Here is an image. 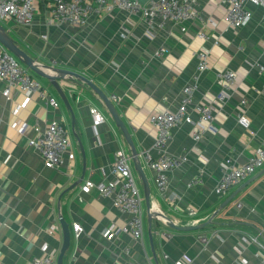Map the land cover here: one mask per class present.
Segmentation results:
<instances>
[{"label":"crops","instance_id":"crops-1","mask_svg":"<svg viewBox=\"0 0 264 264\" xmlns=\"http://www.w3.org/2000/svg\"><path fill=\"white\" fill-rule=\"evenodd\" d=\"M36 1L31 24H0L50 72L67 69L95 82L116 104L139 152L151 149L155 157L159 155L158 129L149 119L158 110L178 108L184 87L198 71V52L203 48L210 50L208 68L193 91L190 113L197 120L200 105L218 103L219 109L213 120L216 129L198 141L194 124L182 121L173 127L166 151L186 160L170 172L164 193L157 187L154 170L139 155L150 187L149 208L145 184L133 162L144 197V237L137 240L127 233L110 237L107 229L124 225L128 214L97 188L84 192L82 186L86 180H112L116 151L123 147L132 153V147L103 99L87 82L69 74L59 82L72 110L51 80L35 72L59 107L48 105L37 93L24 104L26 96L20 89L13 88L6 96L5 84L0 82V264H33L45 253L53 254L57 264H142L148 258L155 264H177L185 255L191 264H264V167L227 195L214 191L226 158L244 163L264 143V71L256 65L264 64V7L249 4L253 17L235 28L227 21L222 0H196L202 20L168 21L164 31L151 37L140 14L119 8L111 13L94 11L85 27L50 25L53 0ZM201 30L210 39L200 38ZM161 48L166 52L158 53ZM227 69L236 72L237 81L229 100L221 104L217 96L223 82L218 73ZM17 106H21L18 114ZM91 107L107 118L97 129ZM240 113L250 119L249 128L239 124ZM17 119L27 124L22 132L13 125ZM53 120L67 125L75 153L73 159L66 153L58 168L47 167L29 145L37 128L44 130ZM238 189L236 197L221 208ZM216 210L213 222L201 229L170 225L201 224ZM74 222L84 227L79 237ZM65 223L71 239L59 262L68 238ZM212 230L219 233L203 244L199 235Z\"/></svg>","mask_w":264,"mask_h":264},{"label":"built area","instance_id":"built-area-1","mask_svg":"<svg viewBox=\"0 0 264 264\" xmlns=\"http://www.w3.org/2000/svg\"><path fill=\"white\" fill-rule=\"evenodd\" d=\"M226 5V18L230 26L240 27L246 24L252 17L253 12L249 4H257L264 7V0H222ZM96 3V6H94ZM196 0H151L148 4L141 0H53L48 24H70L76 27L89 25L94 11L111 13L115 8L126 10L130 14H140L147 26L146 32L149 36H156L165 30L168 21L182 23L187 20H202V14L195 7ZM37 12L36 0H0V22L13 21L20 25H29L33 22ZM182 30H186L182 26ZM125 35V33H123ZM46 37V35H43ZM198 36L204 40L210 39V35L205 31H200ZM217 42V40H216ZM161 48L158 53H165ZM210 50L203 48L198 52V71L193 76V81L188 83L184 89V95L176 110H158L149 119V122L158 129L155 147L159 149V155L154 156L151 149H145L139 153L147 164L155 172V180L159 191L164 193L169 185L170 172L179 166L186 156L177 157L166 151L168 141L172 138V129L182 121L194 124V139L200 140L209 130H215L213 120L215 113L219 109L218 103L199 106V117L193 119L190 113V106L193 102V91L197 88L200 74L208 68V58ZM258 69L264 71V64L256 63ZM59 72V71H58ZM57 72V73H58ZM222 79L223 89L218 94V102L224 104L231 97V91L236 84L237 74L234 70L227 69L218 73ZM0 82L5 84L4 93L9 96L13 88L20 89L26 96V104L31 96L39 94L46 103L52 107H59V101L51 96L50 92L34 76L33 70L20 61L9 49L0 42ZM257 90V89H256ZM112 99L118 102L119 97L113 94ZM245 101V100H244ZM23 104V105H24ZM21 106H17L15 113L18 114ZM93 126L95 129L107 121L106 116L97 107L90 108ZM239 124L249 128L250 119L244 113H240L237 118ZM14 126L19 127L22 132L27 124L21 119H17ZM29 145L34 147L43 160L44 164L50 168H58L64 162V156L69 154L71 159L75 158V153L71 150V139L69 129L62 120L51 121L44 130L37 128L36 133L29 139ZM113 165L114 178L110 181L94 182L86 180L82 186V191L90 192L92 188H97L104 196L113 200L114 205L121 211L128 214L124 225L113 224L107 229L108 236L112 237L119 233H127L137 240L144 237L143 219V195L137 184L133 170V156L125 148L121 147L116 151ZM264 167V143L258 146L255 153L244 163H237L232 157L226 158L221 163V177L217 181L214 191L218 196L227 195L230 190L241 184L249 176ZM81 199L82 196L80 197ZM242 206L241 202L237 203ZM191 214H196L190 210ZM76 237L84 232V227L80 222L73 223ZM264 231V228H263ZM217 231H210L209 234L201 233L199 240L207 244L212 236L217 235ZM257 241L256 237L251 238ZM189 256H183L177 264H191ZM33 264H57L53 254L45 253L35 258ZM142 264H155L150 258Z\"/></svg>","mask_w":264,"mask_h":264},{"label":"water","instance_id":"water-1","mask_svg":"<svg viewBox=\"0 0 264 264\" xmlns=\"http://www.w3.org/2000/svg\"><path fill=\"white\" fill-rule=\"evenodd\" d=\"M0 42L2 44H4L9 51L14 54L20 61H22L25 65L29 66L33 72H35L37 75L42 76V77H46L49 80H51V83L54 85V87L58 90L59 94L61 95L64 103L66 104V106L72 110L70 102L67 98V95L65 94L64 90L61 87V84L59 82V79H65L66 76L72 75L78 78H81L82 80H84L85 82H87L99 95L100 97L103 99V101L105 102L109 112L112 114L113 118L115 119L117 125L122 129L123 133L125 134L129 144L132 147V156H133V162H134V166L135 169L138 171L140 178L142 179V181L145 184V188H146V192H145V197H146V202H147V206L148 208L151 207V203H150V187H149V182L147 180V177L145 175L143 166H142V161L141 158L139 156V151L137 150L131 133L127 127V125L125 124V122L123 121V119L121 118V115L118 111V108L116 106V104L110 99V97L95 83L93 82L91 79H89L88 77L84 76L83 74L71 71V70H67V69H59L57 71H59L58 73L55 72H50L48 69V66L44 65V64H40L38 63L32 56H30L23 48H21L18 45L17 40H15V38H13L9 32L6 30L5 26L3 24H0ZM255 178V177H254ZM254 178H251V180H253ZM248 182H250V180H248ZM247 182V183H248ZM239 190H236L233 194H231L223 203L221 208H224L231 200H233L236 195L239 193ZM219 213V210H216L215 213L212 215V217L207 220L204 223L201 224H197V225H192V226H178L175 223H170V225L176 229H180V230H196V229H201L206 227L207 225H209L210 223L213 222V218ZM63 220V219H62ZM65 227L67 229L68 232V238H67V242L65 244V246L62 249V253L60 255L59 258V262L61 261V257L63 256L64 252H65V248L66 246L69 245L70 243V239H71V235H70V231L68 229V224L65 223Z\"/></svg>","mask_w":264,"mask_h":264},{"label":"rangeland","instance_id":"rangeland-1","mask_svg":"<svg viewBox=\"0 0 264 264\" xmlns=\"http://www.w3.org/2000/svg\"><path fill=\"white\" fill-rule=\"evenodd\" d=\"M33 74L35 75V73H34V72H33ZM136 177H137V174H136ZM136 181H137V184H138L139 188L142 190V186H141V184H140V181H139V179L137 178V179H136Z\"/></svg>","mask_w":264,"mask_h":264}]
</instances>
